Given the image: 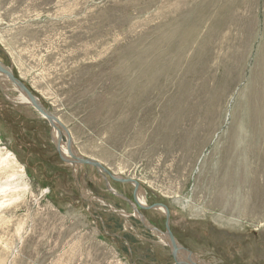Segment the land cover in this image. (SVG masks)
Wrapping results in <instances>:
<instances>
[{"label": "rangeland", "instance_id": "obj_1", "mask_svg": "<svg viewBox=\"0 0 264 264\" xmlns=\"http://www.w3.org/2000/svg\"><path fill=\"white\" fill-rule=\"evenodd\" d=\"M0 62L146 202L64 162L50 122L1 82L0 264H179L139 215L206 264H264V216L199 191L234 148L264 171V0H0ZM133 73L145 92L126 98ZM149 89L155 108L136 99Z\"/></svg>", "mask_w": 264, "mask_h": 264}, {"label": "bare ground", "instance_id": "obj_2", "mask_svg": "<svg viewBox=\"0 0 264 264\" xmlns=\"http://www.w3.org/2000/svg\"><path fill=\"white\" fill-rule=\"evenodd\" d=\"M195 10V9H194ZM224 11V10H223ZM223 25H221L222 27ZM183 39V38H182ZM175 49V48H174ZM172 50V49H171ZM170 50V51H171ZM174 51V50H172ZM10 73H12L11 71H9ZM152 72V71H150ZM149 72V73H150ZM13 74V73H12ZM152 74V73H151ZM150 74V75H151ZM156 74V73H155ZM128 76L130 77H127L124 79V87L126 89V92H127V95H126V98H129V93H131L132 89H136L138 90L139 92H145V89H143L141 85L142 82H145V80H147V76H142L140 73H133L131 75L128 74ZM123 77V76H122ZM197 78V77H196ZM153 79V78H152ZM4 83V84H8V85H12L13 87H15L10 81H9V78L7 77V75H5L3 73L2 70H0V83ZM173 82V81H172ZM1 85V84H0ZM149 88V87H148ZM148 88H146V91L148 90ZM164 89V88H163ZM15 90H17L18 92H20V96L21 98L19 99L20 102L24 103V104H31L29 99L27 98V96L25 95V93L19 89H17L15 87ZM150 90L149 89V96H147V99L146 100H142L141 99V96L138 95L139 97H137L136 99L139 100L136 101L138 102L141 106H148L149 108H155L156 106V99H157V95H155L156 93H150ZM154 91V90H153ZM148 94V93H147ZM137 96V95H136ZM200 96V95H199ZM173 98V97H172ZM38 100V99H37ZM172 100V99H171ZM217 102V101H216ZM172 103V102H171ZM20 104V103H19ZM43 104V103H42ZM41 104V105H42ZM181 104V103H180ZM32 105V104H31ZM175 105V104H174ZM33 106V105H32ZM43 106V105H42ZM45 108V105L43 106ZM161 108V107H160ZM46 109V108H45ZM179 109V108H178ZM39 111V110H38ZM40 112V111H39ZM41 113V112H40ZM165 113V112H164ZM41 115L43 117H45L44 114L41 113ZM46 118V117H45ZM59 121V119H58ZM161 121V120H160ZM51 124V123H50ZM59 124L61 125V128L57 125L56 127H53V134H54V139L56 141V144H57V147L58 149L61 151V155L63 158H65L66 160L70 161V162H75L76 159H74L75 157L79 158V159H84L83 156L79 155L77 152H75L74 150L71 152L69 150L68 147H65L64 144H63V136L66 135L67 136V131H66V128L63 126V124L59 121ZM209 125V124H208ZM162 126V125H161ZM189 127V126H187ZM236 128V127H235ZM239 128V127H238ZM163 129V128H162ZM233 137V136H232ZM239 137V136H238ZM68 139V138H67ZM197 139V138H196ZM205 139V138H204ZM235 139V138H234ZM228 140H230L228 138ZM252 140H253V137H252ZM264 140V139H263ZM146 141V140H144ZM149 141V140H148ZM234 142L236 140H233ZM240 141V140H239ZM229 142V141H228ZM243 142H244V139H243ZM253 142V141H252ZM264 142V141H263ZM160 143V142H159ZM198 143V142H197ZM196 143V144H197ZM204 143V142H203ZM55 144V145H56ZM153 144V143H152ZM194 144V143H193ZM192 144V145H193ZM199 144V143H198ZM228 144V143H227ZM249 144V143H247ZM177 145V144H176ZM181 145V144H179ZM201 145V144H200ZM226 145V144H225ZM236 145V143L234 144V146ZM241 145V143L239 144V146ZM202 146V145H201ZM253 146V145H251ZM195 147V146H194ZM193 147V148H194ZM219 147V146H218ZM196 148V147H195ZM202 148V147H201ZM200 148V149H201ZM216 148V147H215ZM223 148V147H222ZM228 148V145L226 147V149ZM239 148V147H238ZM238 148L237 149H232L231 153L229 155L226 154V160L224 162H222V165L220 167L219 165V170H218V176L217 174L213 173L211 176H214L213 177V183H209L210 178L209 177V181L206 180V178L204 179V183L203 185H201V189L199 190L201 194L204 195H208L209 196V193H210V189L213 187L211 184L215 185V186H218V189H219V195H220V198L218 200V203L219 204H214L215 206L217 207H220L221 205H229L230 207V210H233L235 209L236 210V213H237V209H238V212L242 213L241 210H243V214L244 215L242 218L245 219V216L248 217H251L253 218V216H264L263 215V209L264 208H261L262 207V201H264V184L263 185H260V187L258 186L259 183L257 181H255V184H254V180L251 179L250 180V174L253 173L254 174H259V177L260 178V174H263L264 176V171L263 170H259V169H256L253 168L252 166V162H254V157L251 156L252 154H250L251 152L248 151V148L245 149L244 152H238ZM254 148V147H252ZM251 148V150H252ZM76 149V148H75ZM187 149V147H186ZM192 150V149H191ZM191 150H190V153H191ZM225 150V148H224ZM228 150V149H227ZM217 151V150H216ZM221 152V151H220ZM250 152V153H249ZM217 153V152H216ZM255 153V152H254ZM221 154V153H219ZM254 155V154H253ZM262 156V154H260ZM194 156V155H193ZM196 156V155H195ZM222 156V154H221ZM194 158V157H193ZM238 158L242 161H238ZM263 158V156H262ZM87 159H90V158H87ZM190 159V158H189ZM93 160V159H91ZM181 159H179L180 161ZM256 160V159H255ZM264 160V159H263ZM263 160H261L263 162ZM186 161V160H185ZM188 161V160H187ZM192 161V159L190 160ZM257 161H258V158H257ZM256 161V162H257ZM181 162V161H180ZM239 162H242L241 165H239ZM260 162V161H259ZM261 162V163H262ZM220 163V162H219ZM191 164V163H190ZM180 165V164H179ZM184 165V163H183ZM79 166H82L83 165H79ZM193 166V165H192ZM260 166V165H259ZM181 167V165L179 166ZM190 167V166H189ZM261 167V166H260ZM259 167V168H260ZM178 168V167H177ZM204 168V167H203ZM208 168V167H207ZM201 169V168H199ZM215 169V168H214ZM192 170V169H191ZM211 170V169H210ZM187 171V170H186ZM241 172V173H240ZM101 175H103V177H105V173L104 172H99ZM208 174V173H207ZM188 176L190 174H187ZM210 175V174H209ZM187 176V177H188ZM207 176V175H206ZM250 176V177H249ZM114 177L117 178V179H121L120 177H117L115 174H114ZM200 177V176H199ZM255 177V176H254ZM202 178V177H201ZM200 178V179H201ZM243 178V179H242ZM264 179V178H263ZM188 180V179H187ZM245 180V181H243ZM199 182H201L199 180ZM212 182V181H211ZM261 183V182H260ZM202 184V183H201ZM247 184H249V188L251 187L252 189V184H254V187H256V190L254 191L255 193L253 194V201L250 202V203H253V207L252 205L250 206V203H247L246 202V197L249 195V190L247 189ZM215 189V188H214ZM111 190L114 194H116V191L112 189L111 187ZM139 190V189H138ZM198 191V190H197ZM197 194V193H196ZM212 194V192H211ZM216 194V193H215ZM117 195V194H116ZM199 195V194H198ZM251 196V194H250ZM210 197V196H209ZM215 197V196H214ZM252 197V196H251ZM249 198V197H247ZM252 199V198H251ZM211 200V198H210ZM250 201V199H248ZM148 203V202H147ZM210 203V201H209ZM138 205L144 207L146 205V202H145V195L141 193V190L138 191L137 195H136V202L133 204V206L136 208ZM264 205V203H263ZM234 206V208H233ZM216 207V208H217ZM227 209L229 208L228 206H226ZM240 207L242 209H240ZM225 208V207H223ZM157 210L159 211H162L163 213H167V210L163 209V208H156ZM222 209V208H221ZM226 209V208H225ZM226 209V211H227ZM229 210V209H228ZM248 210V211H247ZM225 211V210H224ZM224 211H222L224 213ZM199 214V212L197 213ZM140 218V220L144 221V223L150 228V229H154L156 231V235H158L160 237V239H162L164 241V243L166 245H169V247H171V249L175 248L176 247V260L177 262H179V264H206L205 262H202V260L198 259L194 254L190 253V252H187L185 249L183 250L182 247H180L179 243L177 242V240L172 236V235H168L167 233H163L161 232L160 230H156L155 228H152V224L150 225L148 222V220H146V218H144L143 216L139 215L138 216ZM226 217V216H225ZM237 218V217H236ZM221 219V218H220ZM224 219V218H223ZM221 219V220H223ZM226 219V218H225ZM228 219V218H227ZM226 219V220H227ZM249 219V218H248ZM246 221V220H245ZM224 222V221H223ZM264 226V225H263ZM154 231V232H155ZM161 241V240H160ZM188 257L190 258L189 261H185V257ZM195 259V260H194ZM188 260V259H187Z\"/></svg>", "mask_w": 264, "mask_h": 264}, {"label": "water", "instance_id": "obj_3", "mask_svg": "<svg viewBox=\"0 0 264 264\" xmlns=\"http://www.w3.org/2000/svg\"><path fill=\"white\" fill-rule=\"evenodd\" d=\"M0 70H2L5 75H7V77L9 78V81L17 89H19L20 91L22 90L25 93V95L29 99L30 103L37 110H39L42 114L45 115L46 119L51 123V125L53 127H56L58 125L61 128V125L59 124L58 119L55 116H53V114H51L47 109H45L41 105V102L39 100H37V98L27 89V87L22 82H20L18 79H16L13 76V74L9 72L8 68L5 67L1 62H0ZM67 136H68L67 138H68V143H69L68 148L72 152L73 151V142H72L71 136H70V134L68 132H67ZM58 151H59V154L61 155V151L59 149H58ZM61 158H62V160L64 162L69 163V164H72L73 166H79V165H83L84 166V165H87V166H90V167L95 168L99 172H104L105 175L109 176L114 181L121 182V183L134 184L136 186V189L137 190L140 188V185L138 183H135V181H133V180H124V179H117V178H115L114 175L111 172H109L107 169H105L102 166L101 163H99V162H97L95 160H91V159H87V158L79 159V158L75 157L74 159H76V161L75 162H70V161L66 160L65 158H63L62 155H61ZM134 196H135V201H136V194ZM153 208H163V209L167 210L164 206H161V205H156ZM166 214H167V217L169 219V212H168V210H167V213ZM167 230H168V235H171V232L169 231V225L167 227ZM173 252H174V257H175L176 256V247L173 248Z\"/></svg>", "mask_w": 264, "mask_h": 264}]
</instances>
